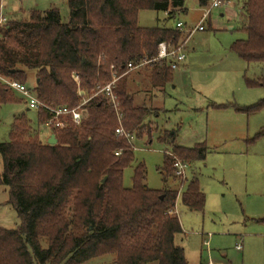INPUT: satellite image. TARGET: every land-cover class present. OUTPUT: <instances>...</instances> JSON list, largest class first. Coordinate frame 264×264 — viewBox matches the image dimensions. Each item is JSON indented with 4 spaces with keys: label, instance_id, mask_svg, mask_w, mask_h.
I'll return each mask as SVG.
<instances>
[{
    "label": "trees",
    "instance_id": "16d2710c",
    "mask_svg": "<svg viewBox=\"0 0 264 264\" xmlns=\"http://www.w3.org/2000/svg\"><path fill=\"white\" fill-rule=\"evenodd\" d=\"M197 1L201 8L210 2ZM66 2L68 20L51 7L31 11L23 20L8 19L0 27V73L27 84L28 73L34 72V91L46 104L74 108L99 85L125 73L129 63L156 57L160 43L182 42L178 28H143L138 16L152 10L168 13L171 19L186 0ZM240 26L247 37L234 42L232 50L247 63H264V0L243 1ZM146 68L152 70L155 86L173 80V70L165 63ZM127 77L115 88L119 111L104 95L92 98L81 125L51 129L56 145L40 139L25 115L14 117L10 140L0 141V186L9 189L7 203L15 208L20 224L14 229L0 227V264H84L106 255H116L114 264H188L184 248L176 244V236L183 232L176 215L179 191L150 189L141 163L135 167L132 187L123 186L124 170L135 157L133 146L118 137L116 129L122 125L138 139L150 135L144 124L150 112L135 105ZM247 82L264 86L263 80ZM12 94L0 82V108L17 102ZM229 107L253 114L264 108V100L218 108ZM38 119L47 129L49 114L40 111ZM259 138L264 139V128L255 137ZM206 150L203 144L174 147L161 168L164 181L177 179L174 157L191 164L204 160ZM181 197L184 207L203 210L205 195L197 177L186 183Z\"/></svg>",
    "mask_w": 264,
    "mask_h": 264
},
{
    "label": "rangeland",
    "instance_id": "374dc122",
    "mask_svg": "<svg viewBox=\"0 0 264 264\" xmlns=\"http://www.w3.org/2000/svg\"><path fill=\"white\" fill-rule=\"evenodd\" d=\"M243 1L225 0L202 23L207 8H201L197 0H186L187 11L177 12L171 19L165 12L152 10L138 16L143 28L176 27L178 22L185 25L186 68L174 71L171 83L163 87L153 84L150 68L128 75L127 90L135 105L150 112L144 123L150 135L134 139L135 161L124 170L123 186L132 187L135 167L141 163L150 189L179 191L176 215L183 232L176 236V244L184 248L188 264H264V139H255L264 128V108L253 114L238 113L233 107L218 108L251 106L264 100V86L251 87L247 82L264 81V63H247L232 50L234 42L247 37L240 26ZM51 7L60 9L68 20L66 0H0V13L18 20L28 18L31 11ZM199 25L203 29L189 35ZM34 84V72H29L27 85ZM17 98L21 96L15 92L17 102L0 108V141L10 140L14 117L25 115L40 139L48 142L52 131L41 128L38 112L28 111ZM198 144L206 147V158L188 163L184 182L170 178L166 183L161 170L166 154L177 146ZM193 177L205 195L201 211L182 203L181 193ZM8 200L9 189L0 186V227L14 229L20 220ZM115 259L116 255H106L84 264H114Z\"/></svg>",
    "mask_w": 264,
    "mask_h": 264
},
{
    "label": "built area",
    "instance_id": "2783aa9c",
    "mask_svg": "<svg viewBox=\"0 0 264 264\" xmlns=\"http://www.w3.org/2000/svg\"><path fill=\"white\" fill-rule=\"evenodd\" d=\"M225 0H210L207 10L205 11L201 23L210 15L211 11L215 8H220L224 4ZM226 4V3H225ZM8 22V18L3 16L0 13V26L6 24ZM176 28L181 32H184L185 25L182 22H178L176 24ZM202 25H199L192 29L189 32V35L195 30H202ZM188 35V38H189ZM185 42H180L178 45H172L167 42H162L158 46V53L156 57L152 59H143L138 64L129 63L127 70L121 76L114 75L112 80L101 86L99 85L96 89V92L89 98H85L78 106L74 108H69L67 106H52L46 104L42 100H40L37 94L34 91L33 87H29L27 84L21 83L17 80L11 79L7 76H4L0 73V82L7 85L11 90L18 93L21 98L25 101L27 107L30 110H34L36 112L44 111L49 114V119L46 122L45 126L47 129H58L64 130L69 127L70 124L79 126L82 122L87 118L88 111L86 108L87 103L94 97L98 95H104L109 103L115 108L116 111H119V100L118 96L115 93V88L118 81L126 75H129L131 72L142 69L152 63H165L170 69L173 71L179 70L182 68V65L186 61L185 54ZM74 79L79 81L78 75H75ZM84 92H80L82 95ZM116 135L118 137H124L127 141L133 146V141L135 137L130 133L126 132L122 125H120L116 129ZM135 149V147H134ZM119 153H117L118 155ZM171 155V154H170ZM174 168H175V176L179 180L183 182L186 180V171L189 164L182 162L181 160L174 157ZM238 249L241 247L238 246ZM211 264V263H210Z\"/></svg>",
    "mask_w": 264,
    "mask_h": 264
},
{
    "label": "crops",
    "instance_id": "0c3cea01",
    "mask_svg": "<svg viewBox=\"0 0 264 264\" xmlns=\"http://www.w3.org/2000/svg\"><path fill=\"white\" fill-rule=\"evenodd\" d=\"M228 1H229V2H231V0H228ZM229 2H228V3H229ZM226 4H227V3H226ZM185 10H186L185 8H183V9H181V10H176V13H177V12H180V11H182V12H183V11H185ZM186 11H187V10H186ZM165 14H167V15H168V13H165ZM2 15H3V16H5L4 14H2ZM5 17H7L8 19H11V18H9V16H8V15H7V16H5ZM182 67H183V68H186V61H185V63L182 65ZM144 68H146V67H144ZM142 69H143V68H142ZM173 73H174V71H173ZM51 135H52V133H50V135H49V136L51 137ZM204 243H206V241H205ZM209 264H210V263H209ZM211 264H214V263H211Z\"/></svg>",
    "mask_w": 264,
    "mask_h": 264
},
{
    "label": "water",
    "instance_id": "95a60500",
    "mask_svg": "<svg viewBox=\"0 0 264 264\" xmlns=\"http://www.w3.org/2000/svg\"><path fill=\"white\" fill-rule=\"evenodd\" d=\"M84 93H82V95H83ZM30 109L28 108V111H29ZM48 144H50V145H56L57 144V139H56V136H55V134H52L51 135V137H50V139L48 140ZM105 181V180H104Z\"/></svg>",
    "mask_w": 264,
    "mask_h": 264
}]
</instances>
